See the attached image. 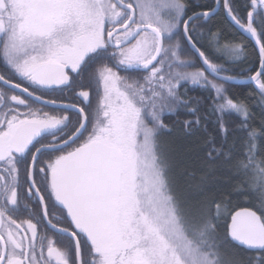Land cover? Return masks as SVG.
Here are the masks:
<instances>
[{"label": "snow or ice", "instance_id": "6c2138e0", "mask_svg": "<svg viewBox=\"0 0 264 264\" xmlns=\"http://www.w3.org/2000/svg\"><path fill=\"white\" fill-rule=\"evenodd\" d=\"M201 9L189 14L188 0H0V264H264V116L252 123L249 105L227 94L237 77L224 74L242 62L243 38L254 41L260 67L246 82L264 111V0ZM217 15L224 27L214 30ZM233 28L241 43L222 44ZM189 83L209 95L185 99ZM208 101L214 133L188 149L205 151L185 198L160 145L163 117L186 110L192 118L176 124L195 137ZM218 169L230 173V190L204 187ZM179 176L191 184L196 169ZM233 195L254 197L259 213L230 212Z\"/></svg>", "mask_w": 264, "mask_h": 264}, {"label": "trees", "instance_id": "16d2710c", "mask_svg": "<svg viewBox=\"0 0 264 264\" xmlns=\"http://www.w3.org/2000/svg\"><path fill=\"white\" fill-rule=\"evenodd\" d=\"M198 5L196 6L195 11L201 10V6L205 5L206 3H211V0H197ZM238 2L242 3V0H238ZM193 10V11H194ZM223 12V8L221 7V14ZM221 16L217 15L212 18L211 24L215 30L216 27H224L218 23L220 21ZM231 40L233 43H241L242 37L240 32L237 29H231L225 31L224 35L221 37V43H225V41ZM243 46L245 47V54L243 57L242 62L236 63L235 65H231L235 67V71L231 73H224L230 74L236 77H246L251 75L252 73L247 71V69L251 68L253 70L257 69L259 64V56L256 51L255 46L251 42V40L247 39L246 37L243 38ZM225 60L227 58L224 57ZM219 62V61H218ZM229 66V65H226ZM244 70L243 75L241 76V71ZM225 87L228 89V95L233 98L234 100H243L245 103L249 105V108L252 112V123L255 126H259L260 119L264 116V111H262L260 97L257 94V90L255 86L252 84H225ZM182 96L187 98H199L201 101L206 98L209 93L203 90L198 85L187 84L184 87L179 89ZM211 101L208 103L203 104L201 108V115L206 116V119L202 122V130L201 132L195 136L190 137L186 136L182 129L176 124V122L182 121L184 119L192 118L190 115L186 113V110L181 109L178 113L175 114H168L165 113L163 117V121L166 125H168V130L165 131L163 135L160 137V145L163 144L164 147L167 148L168 153L170 154L172 165H176V162L179 163V173L181 170L187 168L189 170L196 169V180L192 181L191 184L188 183L186 177H181V185L182 193L185 195L186 193H192V188L200 181V177L202 173L199 171L200 168V161L197 158L202 157L204 154L205 149L202 147L199 148L198 152H190L188 151L189 148L193 147L194 145L202 144V140L208 134L214 133V121L216 119L215 116L211 114L210 111L205 112V109L208 108ZM230 119H235V117H229ZM206 127V132L203 130ZM229 141H231V137H229ZM217 143H219V139L217 138ZM261 146L264 147V140L260 141ZM230 176V173L227 170H217L212 175H208L205 179L204 187L209 191H215L217 189L228 191L230 190L229 185L225 183V181ZM190 188V189H189ZM191 194V195H192ZM188 197V196H186ZM248 207L252 208L259 213L260 205L256 201V199L252 196L247 195H240L236 196L233 195L231 197V204L229 205V211L233 212L239 208ZM229 217H227V221H229ZM220 223V231L223 232L226 223L222 219L219 221ZM240 258L247 259V257L252 256L255 257L256 253H247L242 252L239 253Z\"/></svg>", "mask_w": 264, "mask_h": 264}, {"label": "flooded vegetation", "instance_id": "af4514ba", "mask_svg": "<svg viewBox=\"0 0 264 264\" xmlns=\"http://www.w3.org/2000/svg\"><path fill=\"white\" fill-rule=\"evenodd\" d=\"M188 3H189V14H191V12L194 9H196V6L198 5V2H197V0H188ZM221 7H222V3H221ZM197 11H200V10H197ZM192 70H195V69H187V71H192ZM122 75H124V73H122ZM64 95H66V94H64ZM47 98H49V99H51V98L62 99L63 96L60 93H53L50 96H48ZM93 103H95V98L93 100ZM45 110H50V109H45ZM24 218H26V217H24ZM46 234H47V236H48L49 239H52L55 242L54 243V246L55 247L61 248V249L63 248L64 243H65V241L63 240V238H61L58 234L53 233L52 231H48ZM46 244H47V241H45V245ZM45 255H47L46 248H45ZM52 264H56V260H55L54 257L52 258Z\"/></svg>", "mask_w": 264, "mask_h": 264}, {"label": "rangeland", "instance_id": "374dc122", "mask_svg": "<svg viewBox=\"0 0 264 264\" xmlns=\"http://www.w3.org/2000/svg\"><path fill=\"white\" fill-rule=\"evenodd\" d=\"M225 58H227L228 59V57L227 56H225ZM192 71H194V70H192ZM210 79H211V77H209ZM161 147H162V149L165 151V152H167L168 153V151H167V148L166 147H164L163 146V144L161 145ZM179 163H177L176 162V165L174 166L173 165V172L176 174V176H177V179H176V184H175V187H176V191H177V194L178 195H180V196H182V197H185L186 198V196H190L192 193H186L185 195L182 193V185H181V180H180V176H179ZM190 189V188H189ZM192 191H194V186H193V188H192Z\"/></svg>", "mask_w": 264, "mask_h": 264}, {"label": "water", "instance_id": "95a60500", "mask_svg": "<svg viewBox=\"0 0 264 264\" xmlns=\"http://www.w3.org/2000/svg\"><path fill=\"white\" fill-rule=\"evenodd\" d=\"M238 30V29H237ZM239 31V30H238ZM251 42L253 43V45L255 46V42L254 41H252L251 40ZM255 48H256V51H257V53H258V56H259V64H258V67H257V69L260 67V55H259V50H258V48L255 46ZM250 76V75H249ZM248 76H246V77H237L236 78V80L233 82V83H230V84H240V85H243V84H249V83H247L246 82V78H247ZM253 85V84H252ZM244 208H248V207H243V208H239V209H237V210H235V211H240V210H242V209H244ZM249 209H252V208H249ZM252 210H254V209H252ZM235 211H233V212H235ZM229 222H230V217H229Z\"/></svg>", "mask_w": 264, "mask_h": 264}]
</instances>
